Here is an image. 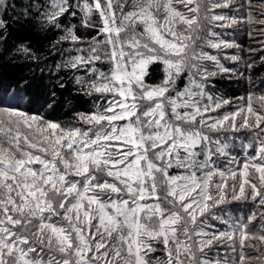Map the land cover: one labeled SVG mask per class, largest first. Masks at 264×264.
<instances>
[{
  "label": "snow or ice",
  "instance_id": "obj_1",
  "mask_svg": "<svg viewBox=\"0 0 264 264\" xmlns=\"http://www.w3.org/2000/svg\"><path fill=\"white\" fill-rule=\"evenodd\" d=\"M234 3L48 0L43 23L79 9L96 32L64 28L56 65L95 110L65 125L0 103V264H264V93L214 95L234 70L206 51L240 47L214 27L264 37V0L215 14Z\"/></svg>",
  "mask_w": 264,
  "mask_h": 264
},
{
  "label": "trees",
  "instance_id": "obj_2",
  "mask_svg": "<svg viewBox=\"0 0 264 264\" xmlns=\"http://www.w3.org/2000/svg\"><path fill=\"white\" fill-rule=\"evenodd\" d=\"M48 0H5V7L0 10V20L4 26L0 28V103L5 106L18 107L29 113H39L49 121L61 124L76 123L80 113L95 110L96 101L84 95L80 86L75 83L76 75L83 72L61 69L56 65L61 61L60 49L71 47L70 42H60L63 29L75 26L77 35L86 41L96 32L82 26V14L79 9L76 16L71 13L61 18V27L55 28L42 22V13ZM73 4L77 0H71ZM221 2V0H216ZM243 0H235L233 9H216L215 14L235 15L238 19L245 15L237 11ZM93 22L98 23V17ZM256 26L240 23L236 27H214L221 39L240 45L239 48L218 49L220 63L234 70L232 74H220L213 78L214 95L234 101L233 107L241 103L240 97H247L250 92L257 95L264 93V64L260 57L264 52L257 51L264 37L249 31ZM21 45L31 49L30 58L20 50ZM252 50L251 52L249 50ZM211 54L215 49H206ZM237 55L239 61H231L225 57ZM255 61L251 69L245 67ZM105 69L107 66H103ZM241 73L243 75H241ZM162 79L159 68L152 69V77L148 83L156 84ZM246 103V100H245ZM232 110V109H228ZM253 243H257L253 241Z\"/></svg>",
  "mask_w": 264,
  "mask_h": 264
},
{
  "label": "rangeland",
  "instance_id": "obj_3",
  "mask_svg": "<svg viewBox=\"0 0 264 264\" xmlns=\"http://www.w3.org/2000/svg\"><path fill=\"white\" fill-rule=\"evenodd\" d=\"M215 50H216V51H213L214 53H212L213 55H216V53H217V51H218L217 49H215Z\"/></svg>",
  "mask_w": 264,
  "mask_h": 264
}]
</instances>
